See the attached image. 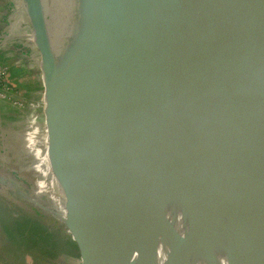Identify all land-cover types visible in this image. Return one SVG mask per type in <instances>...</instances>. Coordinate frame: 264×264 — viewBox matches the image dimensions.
<instances>
[{
    "label": "water",
    "instance_id": "95a60500",
    "mask_svg": "<svg viewBox=\"0 0 264 264\" xmlns=\"http://www.w3.org/2000/svg\"><path fill=\"white\" fill-rule=\"evenodd\" d=\"M228 1L264 23V0ZM20 7L62 210L12 174L0 172V196L56 217L78 249L72 264H198L207 253L264 264V155L248 90L255 69L264 83V41L230 35L220 53L207 0ZM9 12L0 8V34ZM15 181L28 194L12 196Z\"/></svg>",
    "mask_w": 264,
    "mask_h": 264
},
{
    "label": "rangeland",
    "instance_id": "374dc122",
    "mask_svg": "<svg viewBox=\"0 0 264 264\" xmlns=\"http://www.w3.org/2000/svg\"><path fill=\"white\" fill-rule=\"evenodd\" d=\"M0 8L10 10L9 14L4 17V20L8 21L9 27L0 34V65L8 76L7 82L13 89L10 94L16 96V98L6 96L0 101V107L3 108L0 119V172L26 180L30 183V189H34L33 192L40 197L45 206H52L53 210H62V206L60 209L54 194L51 178H49L52 172V169L49 168L51 165L44 154L45 148H48V130L45 134L41 106L38 102L40 99L38 95L42 89L40 85V88L37 87L38 80L37 83H34L36 81L34 77L39 75V71L37 66L35 67L34 59H31L28 54L25 58L21 53V50L30 48L27 35L30 32L29 25L24 12H22V7H20V0H0ZM15 8L17 13H13ZM4 35L8 39L3 38ZM34 69L37 70L35 75ZM251 76L253 78L249 83L248 90L250 99L255 106L254 113L251 114V121L259 132L261 131L259 140L261 146H259L264 153V83L257 77L256 69L251 71ZM34 108H36L33 113L35 116L30 113ZM262 164L264 167V160ZM45 174L50 176H45ZM43 186L47 188H43ZM43 194H47L48 197ZM8 207L15 213L19 211V217L29 215L39 218L48 226L52 222V218L48 214L38 213L33 207H23L24 209L21 207L18 209L13 205ZM61 212L63 213V211ZM3 226L4 222L0 221V264H72L64 258L61 263L58 261L44 263L40 259L37 263L34 257L37 255L33 253V256L30 251L23 250L18 243V238L10 239ZM65 233L61 228L58 236L63 239Z\"/></svg>",
    "mask_w": 264,
    "mask_h": 264
},
{
    "label": "trees",
    "instance_id": "16d2710c",
    "mask_svg": "<svg viewBox=\"0 0 264 264\" xmlns=\"http://www.w3.org/2000/svg\"><path fill=\"white\" fill-rule=\"evenodd\" d=\"M15 183L16 192H13L12 196L17 193L28 194L18 181ZM53 217L48 226L39 218L29 215L19 217V211L15 213L5 204L0 206V221L4 222L6 235L10 239L18 238V243L23 250L35 253L37 257L47 261L56 262L65 258L71 263L72 258L78 256V249L67 234L63 239L58 236L60 227L64 226L56 217Z\"/></svg>",
    "mask_w": 264,
    "mask_h": 264
},
{
    "label": "bare ground",
    "instance_id": "6f19581e",
    "mask_svg": "<svg viewBox=\"0 0 264 264\" xmlns=\"http://www.w3.org/2000/svg\"><path fill=\"white\" fill-rule=\"evenodd\" d=\"M207 1L214 14V20H215L214 31L216 36V46H218L220 53H224L226 51L230 35H238L248 43L256 44L264 41V23L256 15H254L246 6L235 4L229 2L228 0H207ZM223 10H225L230 16L234 18V22L232 23V25H227V27H224L225 25L223 24L224 23V21L222 20L223 18L221 19L224 13ZM253 131L255 134L254 128ZM255 137H257L256 134ZM49 168L51 169V166H49ZM261 198H262L261 211L264 212V189H262ZM196 262L198 264H215L211 260V257L208 255V253L204 254L203 256H200V254L196 255Z\"/></svg>",
    "mask_w": 264,
    "mask_h": 264
},
{
    "label": "built area",
    "instance_id": "2783aa9c",
    "mask_svg": "<svg viewBox=\"0 0 264 264\" xmlns=\"http://www.w3.org/2000/svg\"><path fill=\"white\" fill-rule=\"evenodd\" d=\"M8 76L4 73L3 68L0 65V100L6 96L12 97L10 93L13 92L11 85H9ZM13 98V97H12ZM17 104V101L15 102Z\"/></svg>",
    "mask_w": 264,
    "mask_h": 264
},
{
    "label": "crops",
    "instance_id": "0c3cea01",
    "mask_svg": "<svg viewBox=\"0 0 264 264\" xmlns=\"http://www.w3.org/2000/svg\"><path fill=\"white\" fill-rule=\"evenodd\" d=\"M29 45V47L30 48H28V50H21V53H22V55H26L27 56V54L29 55V57L31 58V59H34V61H35V63H36V65H37V58H38V56H37V54H36V51L33 49V45H32V43L31 42H29L28 43ZM20 49V48H19ZM33 57V58H32ZM35 72L37 73V70L35 71V69H34V71H33V73H34V75H35ZM35 78V80L36 81H34V83L36 82L37 83V76H35L34 77ZM37 85V84H36ZM37 87H39V83H38V85H37ZM40 88V87H39ZM39 91V90H38ZM48 148L46 147L45 148V151H44V154H45V158L47 157V159L49 160V158H48ZM0 201H4V202H6L1 196H0ZM6 204H7V206H10V204H8L7 202H6ZM0 206H2L1 204H0ZM66 234V233H65ZM79 256V255H78ZM77 256V257H78Z\"/></svg>",
    "mask_w": 264,
    "mask_h": 264
},
{
    "label": "flooded vegetation",
    "instance_id": "af4514ba",
    "mask_svg": "<svg viewBox=\"0 0 264 264\" xmlns=\"http://www.w3.org/2000/svg\"><path fill=\"white\" fill-rule=\"evenodd\" d=\"M0 204L1 205H4L5 204V206H7V204L4 202V201H0ZM29 255V254H28ZM32 255H33V253H32ZM34 256V255H33ZM35 257V260H37V263H38V259H40V260H42L44 263H46V262H48L47 260H44V259H42V258H39V257H36V256H34ZM49 263V262H48Z\"/></svg>",
    "mask_w": 264,
    "mask_h": 264
}]
</instances>
